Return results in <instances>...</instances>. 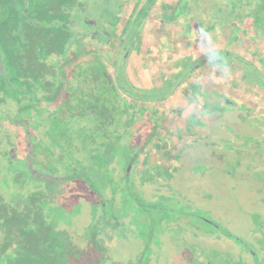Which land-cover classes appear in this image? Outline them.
<instances>
[{
    "label": "rangeland",
    "instance_id": "1",
    "mask_svg": "<svg viewBox=\"0 0 264 264\" xmlns=\"http://www.w3.org/2000/svg\"><path fill=\"white\" fill-rule=\"evenodd\" d=\"M72 1L85 4V17L107 20L110 19L107 9H115V13L120 12L121 6L127 0ZM136 1L129 0L124 7L122 20L116 31L119 37L110 45L94 43L102 52L85 54L75 61L76 64L99 57L107 64L110 73H115L116 65L112 61L120 56V28L125 20L134 14ZM178 1L160 0L155 5L145 24L141 41L133 47L128 56V78L138 88L159 86L163 78L178 70V64L173 65V61L189 52L191 48L185 41L189 42L188 29L187 39H184L182 27L178 23L174 26L160 24L161 15L171 11L172 5L177 7L173 12L175 15L171 14L173 17L179 15V10L184 15L185 8L197 7L193 4L195 0ZM226 1L229 0H210L208 4L218 6L210 5V9L204 12L205 18L201 19L199 16V21H208L209 24L211 20L212 27L219 30L222 28L225 32L222 22L226 21ZM47 3L51 6L58 4L57 1ZM63 6L72 7V4L65 3ZM169 6L170 8H167ZM53 12L32 13V19L55 22L61 15H57V10L55 15ZM217 14L220 16L215 19ZM195 16L198 17L197 14ZM242 29L237 27V31ZM86 31L80 30L85 34ZM210 37L211 34L208 35L209 39ZM134 41L136 39L127 36L126 44L129 50ZM223 42L220 37L218 44L222 45ZM94 44L88 46L93 47ZM201 44V48L197 45L190 52L197 55L206 50V40H202ZM233 49L239 48L234 46ZM260 51L263 52L264 48ZM218 60L224 61V57L221 55ZM261 64L264 65V60H261ZM73 65L70 68L77 78L86 75L83 70L87 72V63L82 65L83 68L77 66L73 69ZM247 70L254 78L260 79L258 72L249 67L245 69ZM121 72L120 75L127 76L124 65ZM199 75L203 82L218 87L216 82L225 80L227 73L213 68L210 72ZM49 77L50 75L46 74L43 79H51ZM80 84L79 80L71 83L75 86L74 89ZM96 86H104L105 92L98 91ZM81 89L87 92V97L86 94L84 97L78 96L79 93L70 95L66 98L69 100L61 104L58 112L55 113L53 109L51 112H45V122L39 130L42 138L39 150L44 155L45 165H56L53 159L59 156V161L63 160L66 167H72L67 155L61 158L62 153L70 154L72 148L77 146L78 149L81 147L84 150L87 144L81 145L83 140L92 144L90 133L86 129L91 130L98 125L99 134L96 135L103 138L110 133L107 136L109 141V137H114L111 133L120 138L123 131H126L123 128L127 124L132 126L130 130L134 132L132 138L137 147L135 149L140 151V155L134 169L135 176L129 183L125 181L124 187L126 190H133L138 197L137 205H134L137 210L134 215L130 213L124 218L126 225L122 229L124 228L125 235L117 241L116 250L112 251L115 254L113 257L128 259L130 264V259L134 264H264L263 90L250 86L216 88L236 98L233 111H226L227 106L221 100L219 91L201 87L200 84L190 85L189 88L185 84L166 100L140 103L136 108L130 109L126 100H120V95L111 82L95 84L89 80ZM46 90L48 89L45 88L44 91ZM191 96L195 97L196 101L189 99ZM87 98L88 100L84 101ZM58 103L59 99L48 102V105L54 108ZM96 104H106L102 107L106 113L101 112L105 117H102L104 122L96 116L100 110L96 109ZM115 107L118 110L114 111ZM236 109L242 114L235 113ZM116 118L123 122L115 120L111 123V120ZM234 123L243 126L239 135L234 131ZM78 130H81L79 136ZM115 130L117 132H114ZM63 131L65 133H61ZM128 140V137L124 139L123 146H126ZM114 141L116 139L111 142ZM214 152H223L225 156L217 157ZM85 159L87 160V157ZM196 161L198 162L195 163ZM122 163L126 169V157L120 165ZM91 164L95 174L97 172L100 178H104V169L99 158L91 160ZM79 172L83 176L81 180L86 181L83 171ZM173 179L180 193L192 196L191 201L184 199V196L168 198L172 193L169 184H172ZM108 181V189L116 188L112 178ZM86 185L89 186L87 183ZM84 192H79L80 198L84 196ZM90 211L89 206L85 207L80 218L76 217L77 224L81 225ZM226 232L233 237L228 236Z\"/></svg>",
    "mask_w": 264,
    "mask_h": 264
},
{
    "label": "trees",
    "instance_id": "2",
    "mask_svg": "<svg viewBox=\"0 0 264 264\" xmlns=\"http://www.w3.org/2000/svg\"><path fill=\"white\" fill-rule=\"evenodd\" d=\"M48 1H57L58 4L51 6ZM155 1L148 0L142 12L128 21L125 31L132 39L139 35L137 29L141 28L142 19L146 18ZM65 3L72 4V7L63 6ZM84 6L81 1L75 3L72 0H0L3 61L0 74V264H130L128 259L113 257L112 251L125 235L122 229L126 225L124 218L130 213L134 215L137 210L134 205H137L138 197L133 190L124 187V182L129 183L135 176L134 169L140 155L132 138V126L127 124L123 128L126 130L123 131V135L126 132L124 137L111 133L115 138L109 137V141V130L102 138L96 135L99 134L98 125L86 129L93 143L86 140L82 143L81 140V145L87 144L84 150L77 146L70 154L62 153L61 158L67 155L72 167H66L63 160L59 161V156L53 159L56 165H45L44 155L39 150L42 145L39 130L43 128L45 112H51V109L58 112L70 95L79 93L78 96L86 94L87 97V92L81 88L89 80L95 84L113 83L120 100H126L129 109L138 104L130 102L127 97L133 101L161 100L169 97L174 88L164 86L133 91L124 74L120 75L123 72L121 55L112 61L116 65L114 74L99 57L76 64L75 61L85 54L102 52L101 48L88 45L99 41L107 45L109 39L97 35L92 38L91 25L86 21L88 17L83 16ZM56 10L61 16L55 22L32 19V13L54 11V14ZM107 10L111 22L115 23V9ZM107 20L100 19L99 25ZM81 29L88 32L82 33ZM86 63L87 72L83 70L86 75L77 78L73 73L74 77L71 65L74 64L73 69H76L77 66L83 68ZM45 73L51 79H43ZM75 80L81 83L77 89L71 85ZM45 88L48 89L46 92ZM96 88L105 92L104 86ZM58 99L54 108L48 105ZM105 105L96 104V109H100L96 113L98 120L103 117L101 112L106 113L102 109ZM115 120L123 122L116 118L111 123ZM80 132L77 131L78 136ZM126 137L129 140L123 146ZM125 157L126 169L123 163L120 165ZM94 158H99L104 178H100L97 172L95 174L91 164ZM80 170L86 181L81 180ZM109 178L115 182L114 190L108 189ZM79 192H84V196L80 198ZM87 206L91 211L79 225L77 221Z\"/></svg>",
    "mask_w": 264,
    "mask_h": 264
},
{
    "label": "flooded vegetation",
    "instance_id": "3",
    "mask_svg": "<svg viewBox=\"0 0 264 264\" xmlns=\"http://www.w3.org/2000/svg\"><path fill=\"white\" fill-rule=\"evenodd\" d=\"M148 0H137L135 4L134 14L132 16L128 17L124 24L120 28V47H119V54L122 56V63L126 69V73L128 70V61H129V54L133 51V47L137 46L139 42L141 41L142 34L144 31L145 24L150 16L151 10L155 7V5L160 1L156 0L155 3L150 8L148 15L146 18L142 19L143 24L141 28L137 29L139 32V35L136 37V41H134V45L129 50V47L126 44V38L128 36V31H125V27L128 23V21L131 19L133 20L138 16V13L142 12V9L144 8V5H146ZM180 1V0H179ZM178 1V2H179ZM192 1V0H191ZM210 0H195L193 3L195 5V9L192 7L185 8V14L182 15V12L179 10V15H176L175 17L171 16L175 15L173 14L174 10L177 9L175 5L171 6V11L164 12L160 17V24L161 25H175L178 23L183 30L184 39H187L186 37V31L190 32L188 35L189 42L187 40L186 44L188 47H191L190 50H194L193 48H196L198 45L199 48L202 47V40H206V50L203 52L194 55L192 52H187L186 54L180 56L177 60L173 61V65L178 64V70L173 72L169 77H165L162 80V83L159 86H153L152 88H138L134 84H132L131 80L125 75V80L129 84V88L133 89H153L157 87H173L174 90L172 93L167 97L166 99L170 98L173 94H175L176 90L186 84V86L189 88L190 85H199L204 88H226V87H240L243 86L246 88L247 86L257 89V90H263L264 91V65L261 64V60H264V51H260L261 48H264V0H229L226 1L225 5V20L222 22L223 27L225 28V32L222 30V28L215 29L212 24V21L210 20L209 24L208 21H199L200 18L203 19L205 10L210 9V5L212 6H218V4H208ZM129 2V0L125 1L123 3V6H121L120 12L116 13V21L115 23L111 21L103 22L102 26L99 25V20L92 19L90 17L86 18V21L90 24H92L90 27V32L92 38L97 36H104L105 38H109L107 41V45L112 44L113 40L117 39L119 37L116 34V31L118 30V25L121 23L122 20V13L124 10L125 5ZM206 2V3H205ZM210 3V2H209ZM224 3V4H225ZM179 4V3H178ZM206 5V6H205ZM167 8H170L167 7ZM215 9V7H213ZM218 10V8L216 9ZM215 11V10H214ZM219 11V10H218ZM223 12V13H224ZM222 13V12H221ZM197 14L198 17L195 16ZM202 14V15H201ZM84 16V13H83ZM220 14H217L218 18ZM207 17V16H206ZM212 27V28H211ZM237 27H242L243 29L241 31H237ZM128 30V29H127ZM173 31V29H172ZM236 33V34H235ZM241 33V34H240ZM211 34L210 39L208 38V35ZM171 35V34H167ZM174 36V34H173ZM167 38V36H165ZM223 40V44L219 45V40ZM89 37V41L92 39ZM175 38V36H174ZM102 43V41H99V43ZM95 43V42H94ZM93 43V44H94ZM95 46V44L93 45ZM235 46L239 49H233ZM200 51V49H198ZM127 53V54H126ZM224 57V61L218 60L220 56ZM184 61V62H183ZM247 67L253 69L254 71L258 72L260 75V79H256L251 75V72L249 70L245 71ZM217 69L220 71H223L224 73H227L225 76V80H219L216 82L215 86H210L208 82H203L200 73L203 72H210L211 69ZM116 69V68H115ZM193 78V80H191ZM247 83H245V81ZM247 85V86H246ZM219 91V96L221 97V100L224 102V104L227 106V110L233 111V109L236 106V98H233L231 96H228L225 91L216 89ZM130 102L137 103L138 105L140 103H151V102H159L166 99L161 100H154V101H133L130 97H127ZM196 101L195 97L189 98ZM244 100V99H243ZM245 103L249 104L246 100H244ZM250 101V100H248ZM239 109V108H238ZM236 109L237 114L240 113V111ZM242 114V113H240ZM242 117V116H241ZM244 118V117H243ZM242 121H245L244 119H241ZM235 124V123H234ZM243 126L234 125V131L238 132V135L241 132V129ZM249 135V133H247ZM251 136V135H250ZM239 145V144H238ZM217 157L222 158L223 152H214ZM225 156V155H224ZM224 158V157H223ZM196 161L195 163H197ZM176 179V178H175ZM176 181L173 179L172 184H169L170 188L172 189V193L169 194L168 198H183L187 199L188 201H191L193 198L190 195H185L179 192L178 186L175 184ZM226 234L230 237H233L232 234L229 232H226Z\"/></svg>",
    "mask_w": 264,
    "mask_h": 264
},
{
    "label": "water",
    "instance_id": "4",
    "mask_svg": "<svg viewBox=\"0 0 264 264\" xmlns=\"http://www.w3.org/2000/svg\"><path fill=\"white\" fill-rule=\"evenodd\" d=\"M90 24L92 23L90 22ZM2 70H3V61H2L1 51H0V74L2 73Z\"/></svg>",
    "mask_w": 264,
    "mask_h": 264
}]
</instances>
